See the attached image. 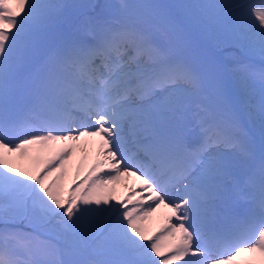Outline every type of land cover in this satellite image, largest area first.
I'll return each mask as SVG.
<instances>
[{
	"label": "snow or ice",
	"instance_id": "6c2138e0",
	"mask_svg": "<svg viewBox=\"0 0 264 264\" xmlns=\"http://www.w3.org/2000/svg\"><path fill=\"white\" fill-rule=\"evenodd\" d=\"M0 264H264V0H0Z\"/></svg>",
	"mask_w": 264,
	"mask_h": 264
},
{
	"label": "rangeland",
	"instance_id": "374dc122",
	"mask_svg": "<svg viewBox=\"0 0 264 264\" xmlns=\"http://www.w3.org/2000/svg\"><path fill=\"white\" fill-rule=\"evenodd\" d=\"M219 52H221V54H223L225 57H227L225 52H223V51H219ZM71 174H74V172H72V169H71ZM128 179H129V178H128ZM123 182H124V183H123ZM120 184H121V185L125 184V180L123 179L120 183H118V184H116V185H120ZM154 217H155V216H154ZM153 222H154V219H153L152 221L149 222V227H150L152 224H154ZM150 223H152V224H150ZM150 228H151V227H150Z\"/></svg>",
	"mask_w": 264,
	"mask_h": 264
},
{
	"label": "bare ground",
	"instance_id": "6f19581e",
	"mask_svg": "<svg viewBox=\"0 0 264 264\" xmlns=\"http://www.w3.org/2000/svg\"><path fill=\"white\" fill-rule=\"evenodd\" d=\"M123 180V179H122ZM126 181V180H125ZM133 181H134V179H132L131 180V184L133 183ZM124 183V182H123ZM121 185V184H120ZM124 185V184H123ZM117 189V188H116ZM119 197H123L122 195H119ZM156 217H157V224L159 223V221H160V214L159 213H157L156 214ZM154 219V218H153ZM153 223H155V219H154V222ZM150 224H152V223H150ZM151 227V226H150Z\"/></svg>",
	"mask_w": 264,
	"mask_h": 264
}]
</instances>
